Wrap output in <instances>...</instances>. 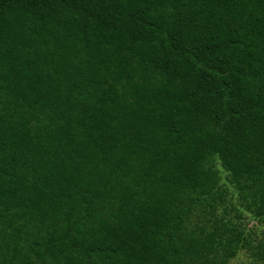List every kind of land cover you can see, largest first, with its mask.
Masks as SVG:
<instances>
[{
  "label": "trees",
  "instance_id": "16d2710c",
  "mask_svg": "<svg viewBox=\"0 0 264 264\" xmlns=\"http://www.w3.org/2000/svg\"><path fill=\"white\" fill-rule=\"evenodd\" d=\"M245 213L264 0H0V264H264Z\"/></svg>",
  "mask_w": 264,
  "mask_h": 264
},
{
  "label": "rangeland",
  "instance_id": "374dc122",
  "mask_svg": "<svg viewBox=\"0 0 264 264\" xmlns=\"http://www.w3.org/2000/svg\"><path fill=\"white\" fill-rule=\"evenodd\" d=\"M217 168L219 169L222 177L225 175L223 169L218 165ZM249 213H245L244 217V224L247 228L253 230L257 235L264 230V227L257 223V221L253 218ZM260 264L259 262H254L253 258L250 256L248 252L245 250H241L236 257L231 259L228 264Z\"/></svg>",
  "mask_w": 264,
  "mask_h": 264
}]
</instances>
